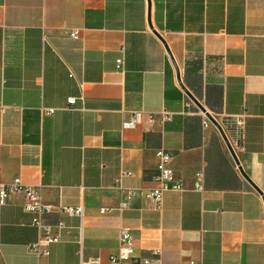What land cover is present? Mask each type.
Here are the masks:
<instances>
[{
    "label": "crops",
    "instance_id": "0c3cea01",
    "mask_svg": "<svg viewBox=\"0 0 264 264\" xmlns=\"http://www.w3.org/2000/svg\"><path fill=\"white\" fill-rule=\"evenodd\" d=\"M181 84L245 121L235 152L264 195V0H0V180L40 188L44 223L66 227L40 261L34 215L8 197L0 264H111L122 230L138 260L264 264V196ZM157 150L183 187L159 211Z\"/></svg>",
    "mask_w": 264,
    "mask_h": 264
},
{
    "label": "built area",
    "instance_id": "2783aa9c",
    "mask_svg": "<svg viewBox=\"0 0 264 264\" xmlns=\"http://www.w3.org/2000/svg\"><path fill=\"white\" fill-rule=\"evenodd\" d=\"M74 39L78 38V33L74 32L71 35ZM119 63H121L119 61ZM70 104L74 103V99L69 100ZM52 113L53 111H48ZM204 128H208L212 123L204 116ZM221 125L226 137L228 138L231 146L235 149L239 148L242 144L245 136V121L240 118H228ZM126 128H134L135 120L125 125ZM158 162V175L155 179V187L149 191L147 198L152 206L156 210H160L162 206V200L164 195L169 191H182L183 187L181 183L177 182L174 177V173L170 168L172 162V156L163 150H157L155 153ZM127 176L126 173H122V176L117 180L119 183L123 177ZM196 190L203 192L202 177L198 179L196 184ZM12 195H21L23 197V209L32 215H34L33 226L38 231V239L34 245L30 247V250L36 253L41 260L47 259L50 255V248L52 245L58 243L61 240V233L66 229L63 223L57 226H50L44 223V217L47 214L52 213L53 208L43 203L42 193L40 188L26 187L20 180L16 179L11 185H5L0 180V204L5 205L8 197ZM123 202L121 208L124 209L129 206V200L131 198V192L122 190ZM63 212L74 217H83L84 209L82 207L63 208ZM102 214L106 213V210L101 211ZM111 264H161L160 259L154 261L138 260L133 255V242L132 235L127 230H122L119 236V250L116 256L110 258Z\"/></svg>",
    "mask_w": 264,
    "mask_h": 264
},
{
    "label": "water",
    "instance_id": "95a60500",
    "mask_svg": "<svg viewBox=\"0 0 264 264\" xmlns=\"http://www.w3.org/2000/svg\"><path fill=\"white\" fill-rule=\"evenodd\" d=\"M156 34V36L162 41V43L165 45V47H166V50H167V52H168V55H169V57H170V59H171V61H172V63H173V65H174V67H175V69H176V71H177V77H178V81L180 82L181 80H180V74H179V70H178V67H177V65H176V63H175V61H174V58H173V56H172V54H171V52H170V50H169V48H168V46H167V44H166V42L164 41V39L160 36V35H158L157 33H155ZM181 87H182V89H183V91L186 93V95L201 109V111L204 113V115L206 116V118L218 129V131L220 132V134H221V136H222V138H223V140H224V142H225V144H226V146H227V148H228V150H229V152H230V154L232 155V158L234 159V161H235V163H236V165L238 166V168H239V171L241 172V174L243 175V177L245 178V180L250 184V186L254 189V190H256L261 196H264L263 195V192L251 181V179L244 173V171H243V169H242V167H241V165H240V162H239V159H238V157H237V155H236V152L234 151V149H233V147L231 146V144H230V142H229V140H228V138L226 137V135H225V133H224V131H223V129H222V127H221V125L219 124V122L218 121H216V119H214L211 115H209L204 109H203V107L194 99V97L185 89V87L181 84ZM263 199H264V197H263Z\"/></svg>",
    "mask_w": 264,
    "mask_h": 264
}]
</instances>
